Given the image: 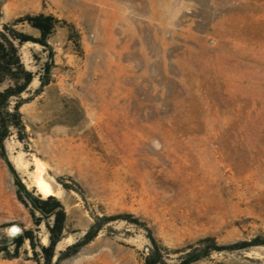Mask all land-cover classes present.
I'll return each instance as SVG.
<instances>
[{
  "label": "rangeland",
  "instance_id": "obj_1",
  "mask_svg": "<svg viewBox=\"0 0 264 264\" xmlns=\"http://www.w3.org/2000/svg\"><path fill=\"white\" fill-rule=\"evenodd\" d=\"M0 12L2 25L43 13L73 27L50 38L55 66L40 95L48 52L21 47L36 74L22 96L28 138L13 134L0 155L7 224L34 231L41 264L53 219L34 224L18 181L47 198L43 178L65 209L53 264L104 215H135L171 251L205 237H264V0H0ZM146 233L112 222L59 264H145ZM14 249L0 264H37L30 240L6 258ZM193 264H264V246Z\"/></svg>",
  "mask_w": 264,
  "mask_h": 264
},
{
  "label": "trees",
  "instance_id": "obj_2",
  "mask_svg": "<svg viewBox=\"0 0 264 264\" xmlns=\"http://www.w3.org/2000/svg\"><path fill=\"white\" fill-rule=\"evenodd\" d=\"M21 24H27L37 30L39 36H33L18 29ZM64 26H70V30H73L72 25H69L66 21L54 15L43 13L27 14L17 18L12 23L2 25L0 12V155L2 156L6 155L5 142L13 134L17 133L18 139L22 142H25L28 138L21 107L29 99H23L22 96L29 92V87L34 81L36 74L25 66L20 49L26 43H34L41 45L48 52V61L38 74L40 87L35 93L40 95L52 83V70L55 66L54 51L50 45V38L59 27ZM17 185L18 199L29 210L36 226L39 227L44 220L53 219L52 223H47L50 244L49 246H40L45 264H53L56 247L64 238L67 228L65 209L57 197L51 195L43 198L41 195H35L27 190L20 181L17 182ZM38 213L40 216H37ZM118 220H126L147 232L150 247L145 257V264H193L209 258L214 252L237 251L264 246L263 236H257L251 241H239L230 245H219L213 237H205L194 244L171 251L157 239L146 222L133 214L124 213L96 217L84 237L63 251L55 264H59L61 261L78 254L83 247L94 241L107 224ZM8 226L12 225H2L0 229ZM26 240H30L34 251V259L37 264H41L39 260L40 253L37 251L36 237L32 230H24L21 235L12 237L11 241L5 245L0 243V253L3 251L8 252L9 248L14 246V253H8L6 258H18L20 257V249ZM172 252L177 254L178 257L175 262L168 263L167 260Z\"/></svg>",
  "mask_w": 264,
  "mask_h": 264
},
{
  "label": "crops",
  "instance_id": "obj_3",
  "mask_svg": "<svg viewBox=\"0 0 264 264\" xmlns=\"http://www.w3.org/2000/svg\"><path fill=\"white\" fill-rule=\"evenodd\" d=\"M7 180V174L4 171H0V226L6 225L9 222V209L8 204L5 201L6 186L4 182Z\"/></svg>",
  "mask_w": 264,
  "mask_h": 264
},
{
  "label": "bare ground",
  "instance_id": "obj_4",
  "mask_svg": "<svg viewBox=\"0 0 264 264\" xmlns=\"http://www.w3.org/2000/svg\"><path fill=\"white\" fill-rule=\"evenodd\" d=\"M37 187L41 193L45 196L53 195L52 186L43 178H40L37 182Z\"/></svg>",
  "mask_w": 264,
  "mask_h": 264
},
{
  "label": "water",
  "instance_id": "obj_5",
  "mask_svg": "<svg viewBox=\"0 0 264 264\" xmlns=\"http://www.w3.org/2000/svg\"><path fill=\"white\" fill-rule=\"evenodd\" d=\"M9 233L12 237H16L17 235H21L23 233V230L18 225H12L9 228Z\"/></svg>",
  "mask_w": 264,
  "mask_h": 264
}]
</instances>
